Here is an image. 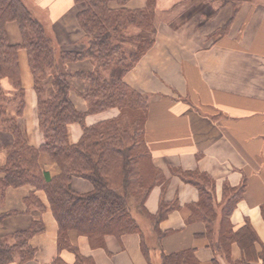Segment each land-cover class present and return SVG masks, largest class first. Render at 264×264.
Listing matches in <instances>:
<instances>
[{
	"label": "crops",
	"instance_id": "0c3cea01",
	"mask_svg": "<svg viewBox=\"0 0 264 264\" xmlns=\"http://www.w3.org/2000/svg\"><path fill=\"white\" fill-rule=\"evenodd\" d=\"M22 1L43 24L55 50L85 48V34L77 19L84 5L76 0ZM146 5L147 0H130L125 7L134 10ZM112 7L119 6L112 4ZM178 7L170 6L160 15L159 9L156 10L154 45L125 76V81L143 93L150 104L146 140L154 164L169 180L165 200L177 199L181 205L161 223L162 230L169 234L161 242L155 234L148 235L147 231L154 232V226L142 213L151 222L149 227L137 220L150 249L149 255L144 253L137 234L120 239L107 236L103 248H92L88 238L76 232L70 233V241L96 264H160L162 251L169 254L191 248L202 264H212L215 259L220 264H264V0L242 4L224 37L214 33L232 17V6L222 8L216 0H186L181 19L176 13ZM225 9H230L226 21L217 20ZM6 35L12 45L23 41L15 21L6 24ZM19 64L25 88V109L23 115L17 117L11 104L8 116L17 117L27 142L40 147L44 135L39 127L38 97L24 50L19 53ZM64 67L68 71L93 70L95 65L84 60L69 62ZM81 84L75 83L77 89L71 91V99L78 110L86 111V101L78 96ZM10 86L8 81L4 82L6 89ZM118 114V109L91 114L86 123L92 125ZM82 134L80 124L69 126L71 143H77ZM13 144V134L0 124V167L6 163ZM40 164L50 176L58 173L56 163L49 156L42 154ZM172 168L210 173L216 181L219 200L225 181L237 187L246 177V191L231 222L235 231L249 223L257 237L254 245L244 249L234 242L229 259L209 247L208 240L201 236L206 232L205 224L201 221L187 223L191 214L188 205L199 201V192L175 175ZM74 178L78 186L73 190L87 193L94 188L91 181ZM32 193L41 199L44 210L25 202ZM161 195L162 187L156 186L146 200L151 214L158 212ZM218 211L220 215L221 209ZM38 219L44 221L45 231L31 240L37 251L36 258L24 264L53 263L59 255L58 223L42 190L33 186L6 189L0 186L1 239L11 235L13 240L16 232L27 230ZM219 223L220 218L216 228ZM60 255L70 264L75 261V254L68 250Z\"/></svg>",
	"mask_w": 264,
	"mask_h": 264
},
{
	"label": "trees",
	"instance_id": "16d2710c",
	"mask_svg": "<svg viewBox=\"0 0 264 264\" xmlns=\"http://www.w3.org/2000/svg\"><path fill=\"white\" fill-rule=\"evenodd\" d=\"M76 1L85 6L77 15L85 34V48L58 54L43 24L22 0H0V124L14 136L6 163L0 167V174H3L0 186L3 189L33 186L45 192L58 223L59 255L52 264H70L60 255L64 250L75 254L72 264H96L92 257L82 255L72 245L71 232L87 237L92 248L105 247L107 236L120 239L124 235L137 234L141 237L144 253L149 255L150 249L132 214L129 199H135L142 213L152 222L159 242L169 234L162 230L161 223L181 207L177 199L165 200L169 180L154 164L147 144L149 101L125 81V76L154 45L157 0H147L145 7L134 10L125 7L130 0ZM216 1L221 2L222 8L233 7L232 17L214 33L224 37L240 6L254 0ZM112 4L119 7L114 8ZM12 21L20 27L21 44L12 45L7 40L6 24ZM131 28L139 31L132 33ZM127 44L133 45V49L127 50ZM22 50L28 54L33 88L38 97L39 127L44 135L40 147L27 142L17 122L25 109V88L19 64ZM84 60H90L94 69L68 71L64 67L69 62ZM113 64L119 67L118 74L106 77L104 70ZM75 79L83 82L78 92L87 103L86 111L78 110L71 99V91L77 89ZM5 81L11 85L9 89L4 87ZM11 104L17 117L8 116ZM110 109H118L119 114L87 125L88 115ZM74 123L83 129L77 143L69 140V126ZM42 154L56 163L58 173L55 176L42 170ZM172 172L199 192V201L188 205L191 214L187 223L201 221L205 224L206 232L201 236L208 240L209 247L229 259L234 242L244 249L254 245L257 237L250 224L235 231L231 222L234 210L244 197L246 177L237 187L225 181L219 200L216 181L210 173L183 168H172ZM74 177L91 181L94 188L87 193L73 190L71 181ZM156 186L162 187V195L158 212L151 214L146 208V200ZM25 202L40 210L45 208L35 193ZM44 231V221L38 219L27 230L16 232L12 243L0 238V264H24L34 260L37 251L31 240ZM160 264L202 263L191 248L169 254L162 251ZM212 264L220 263L215 259Z\"/></svg>",
	"mask_w": 264,
	"mask_h": 264
},
{
	"label": "rangeland",
	"instance_id": "374dc122",
	"mask_svg": "<svg viewBox=\"0 0 264 264\" xmlns=\"http://www.w3.org/2000/svg\"><path fill=\"white\" fill-rule=\"evenodd\" d=\"M186 0H157V5H156V10H158L159 9V12H158V14L160 15L161 14V12H162V10H167L168 8H170V6H179L178 7V9L176 10L177 12V16L180 18V15H181V13H182V9H183V5H184V2H185ZM217 3L218 4H221V2L220 1H217ZM246 3V2H245ZM244 4V3H243ZM182 6V7H181ZM242 6V5H241ZM240 6V7H241ZM159 7V8H158ZM212 8V7H211ZM207 10V9H206ZM210 10H212V9H209V10H207V11H210ZM230 9H225L220 15H219V17L217 18V20H225L226 21V19L228 18V16L229 15H227L228 14V11H229ZM240 10V9H239ZM239 12V11H238ZM166 17H168V16H166ZM181 19V18H180ZM224 21V22H225ZM180 22V21H179ZM130 32H132V33H134V32H137V31H139V29H135V28H131L130 30H129ZM141 31V30H140ZM146 34H150V33H148V32H145ZM155 33H156V30H155ZM126 49L127 50H130V49H133V45H131V44H127V46H126ZM56 52L59 54L60 53V51L59 50H56ZM257 57H260V58H263V57H261V56H256V58ZM254 62H259V60H257V59H254ZM260 62H262V61H260ZM118 70H119V67L116 65V64H113L110 68H108V69H105L104 70V75L106 76V77H112V76H115V75H117L118 74ZM77 81L79 82V83H83V82H80V80H77V79H75L74 80V83H77ZM75 91V93L77 94V91L76 90H74ZM78 95V94H77ZM80 98H82V99H84L82 96H80V95H78ZM76 179L77 178H73L72 179V181H71V187L72 188H76L78 185L75 183V181H76ZM129 202H130V207H131V211H132V214H133V216L136 218V220H139V222L142 224V225H144L145 226V224L147 223V225L150 227L151 226V222L142 214V211L140 210V208H139V206L137 205V203H136V200L135 199H133V198H130L129 199ZM148 232V235H153L154 234V232H153V230H151V231H147ZM154 237H155V235H154ZM4 240L6 241V242H8V243H12L13 242V240H12V237H11V235H8V237H4Z\"/></svg>",
	"mask_w": 264,
	"mask_h": 264
}]
</instances>
